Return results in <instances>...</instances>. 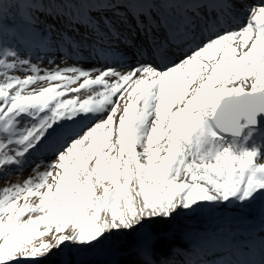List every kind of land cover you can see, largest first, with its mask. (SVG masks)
<instances>
[{
	"label": "snow or ice",
	"instance_id": "obj_1",
	"mask_svg": "<svg viewBox=\"0 0 264 264\" xmlns=\"http://www.w3.org/2000/svg\"><path fill=\"white\" fill-rule=\"evenodd\" d=\"M262 161L264 3L0 0V264H264Z\"/></svg>",
	"mask_w": 264,
	"mask_h": 264
},
{
	"label": "rangeland",
	"instance_id": "obj_2",
	"mask_svg": "<svg viewBox=\"0 0 264 264\" xmlns=\"http://www.w3.org/2000/svg\"><path fill=\"white\" fill-rule=\"evenodd\" d=\"M42 67H46V65H42ZM81 91H83V90H81ZM84 98H86V97H84ZM264 162V161H263ZM29 174H30V172L29 171H25L24 173H22L20 176H19V181H23L24 179H26L28 176H29ZM17 181V177H13V182H16ZM4 185H3V182H0V187H3ZM27 217L25 216V219H26ZM187 223H196L195 221H191V222H187ZM50 235V234H49ZM49 235H45L44 237H42V238H38V240H37V242H39V239H43L44 241H47L48 239H49ZM65 251H67V250H65ZM62 255L61 254H57V255H53V256H50L49 258H48V260L47 261H42L41 262V264H49L50 262H52L53 260H58L59 261V263L61 264V261H62Z\"/></svg>",
	"mask_w": 264,
	"mask_h": 264
},
{
	"label": "trees",
	"instance_id": "obj_3",
	"mask_svg": "<svg viewBox=\"0 0 264 264\" xmlns=\"http://www.w3.org/2000/svg\"><path fill=\"white\" fill-rule=\"evenodd\" d=\"M174 243H177V244L183 243V240L180 238V234L179 233H177L176 238L174 240ZM49 264H60V263H59L58 260H53Z\"/></svg>",
	"mask_w": 264,
	"mask_h": 264
},
{
	"label": "bare ground",
	"instance_id": "obj_4",
	"mask_svg": "<svg viewBox=\"0 0 264 264\" xmlns=\"http://www.w3.org/2000/svg\"><path fill=\"white\" fill-rule=\"evenodd\" d=\"M251 2L252 4H256L254 6H259L261 3H264V0H248V2ZM263 162V161H262Z\"/></svg>",
	"mask_w": 264,
	"mask_h": 264
}]
</instances>
